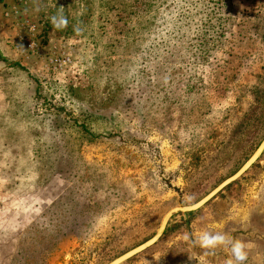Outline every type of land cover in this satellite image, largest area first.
<instances>
[{
  "label": "rangeland",
  "instance_id": "obj_1",
  "mask_svg": "<svg viewBox=\"0 0 264 264\" xmlns=\"http://www.w3.org/2000/svg\"><path fill=\"white\" fill-rule=\"evenodd\" d=\"M262 138L264 0H0V264H107ZM205 230L264 264V153L122 264H224Z\"/></svg>",
  "mask_w": 264,
  "mask_h": 264
},
{
  "label": "clouds",
  "instance_id": "obj_2",
  "mask_svg": "<svg viewBox=\"0 0 264 264\" xmlns=\"http://www.w3.org/2000/svg\"><path fill=\"white\" fill-rule=\"evenodd\" d=\"M50 23L56 30H63L69 24L68 18L63 13V7L50 17ZM82 28L74 26V32L77 35L82 33ZM187 199H191L188 197ZM184 240L192 244L193 247H199L204 250L203 254L214 255L217 249H225L228 251V258L224 264H246L248 260V252L252 247L250 242L235 238L232 235L222 231H202L199 234L193 235L186 233Z\"/></svg>",
  "mask_w": 264,
  "mask_h": 264
},
{
  "label": "water",
  "instance_id": "obj_3",
  "mask_svg": "<svg viewBox=\"0 0 264 264\" xmlns=\"http://www.w3.org/2000/svg\"><path fill=\"white\" fill-rule=\"evenodd\" d=\"M262 153H264V138H262L256 149L247 158V160L238 168L236 172H234L229 177L225 178L222 182H220L217 186H215L198 201L189 205L175 206L169 209L163 215L156 232L149 239L135 246L134 248L124 252L123 254L117 256L107 264H122L129 258L155 244L159 240V238L164 234L167 224L172 218V216L177 213H191L204 206L208 201H210L214 196H216L220 191H222L227 185L240 178L254 164V162L261 156Z\"/></svg>",
  "mask_w": 264,
  "mask_h": 264
}]
</instances>
